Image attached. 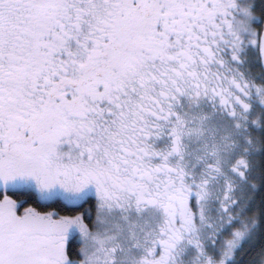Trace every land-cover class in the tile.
Instances as JSON below:
<instances>
[{
    "label": "snow or ice",
    "instance_id": "obj_1",
    "mask_svg": "<svg viewBox=\"0 0 264 264\" xmlns=\"http://www.w3.org/2000/svg\"><path fill=\"white\" fill-rule=\"evenodd\" d=\"M0 264H264V0H0Z\"/></svg>",
    "mask_w": 264,
    "mask_h": 264
}]
</instances>
